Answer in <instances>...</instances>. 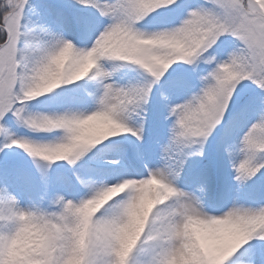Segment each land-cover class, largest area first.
Segmentation results:
<instances>
[{"label": "snow or ice", "instance_id": "1", "mask_svg": "<svg viewBox=\"0 0 264 264\" xmlns=\"http://www.w3.org/2000/svg\"><path fill=\"white\" fill-rule=\"evenodd\" d=\"M0 264H264V0H0Z\"/></svg>", "mask_w": 264, "mask_h": 264}, {"label": "clouds", "instance_id": "2", "mask_svg": "<svg viewBox=\"0 0 264 264\" xmlns=\"http://www.w3.org/2000/svg\"><path fill=\"white\" fill-rule=\"evenodd\" d=\"M39 240V235L37 232L33 231L32 228H27L21 236L13 244V252L21 253L23 252L30 244H35Z\"/></svg>", "mask_w": 264, "mask_h": 264}]
</instances>
